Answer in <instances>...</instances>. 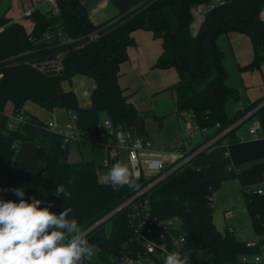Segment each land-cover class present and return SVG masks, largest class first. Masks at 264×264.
I'll return each mask as SVG.
<instances>
[{
    "label": "trees",
    "instance_id": "1",
    "mask_svg": "<svg viewBox=\"0 0 264 264\" xmlns=\"http://www.w3.org/2000/svg\"><path fill=\"white\" fill-rule=\"evenodd\" d=\"M57 3V15L39 9L27 15L33 22L31 31L7 16L9 8L0 11V166L6 167L11 187L23 188L26 194L34 188V197L44 201L41 207H50L56 214L71 208L70 217L76 218L86 232L158 176L142 175L139 189L124 187L114 191L100 182L98 167L93 162L69 161L68 145L63 134L57 132H50L41 142L47 151L43 174L16 171L12 163L17 147L13 145L27 137L20 128L8 129L7 104L13 105L14 112L24 110L27 103L47 111L65 109L80 136L95 142L101 138L100 125L105 117L116 130L131 131L145 115L130 101L119 79L121 65L129 59L128 50L136 45L132 34L143 30L162 41L163 52L155 68L177 72L178 80L169 88L174 95L176 113L188 114L194 125L208 129L210 134L205 140L208 141L242 115L234 119L226 115V104L237 100L239 94L226 83L224 52L218 47L217 39L230 33L247 35L254 57L244 69H260L264 62L261 17L264 0H139L101 25L93 24L81 0H57ZM201 7L211 8L194 34V11ZM58 64L62 69L56 72ZM78 75L95 82L89 108L80 106L75 92L63 88L64 83H71ZM29 121L42 126L35 117ZM217 124L220 128H216ZM234 137L232 130L223 140L232 142ZM203 154L199 153L183 167ZM114 163L116 159L107 167ZM181 169L149 189L152 214L158 219L175 218L181 223L182 232L189 238L188 264H248L242 258L258 254L260 245H264V186L263 194H257V188L243 190L244 204L258 236L256 245L249 248L238 240L231 227L220 232L214 224L213 197L221 182L207 181L203 168L178 177ZM60 184L71 192V199L54 194ZM108 223L109 235L106 234ZM86 239L98 249L102 262L110 264L135 242L128 211L116 212L92 229ZM200 248L205 249V258Z\"/></svg>",
    "mask_w": 264,
    "mask_h": 264
},
{
    "label": "crops",
    "instance_id": "2",
    "mask_svg": "<svg viewBox=\"0 0 264 264\" xmlns=\"http://www.w3.org/2000/svg\"><path fill=\"white\" fill-rule=\"evenodd\" d=\"M8 1H1L0 11L6 8L10 10ZM138 1L81 0L95 25L108 22ZM42 2L30 0V5L22 2L24 8L22 13L16 18L9 13L7 16L24 26V22H28L30 26L25 28L31 31L33 22L27 18V15L34 9L41 10ZM210 8L201 7L194 11L195 22L192 26L194 34ZM132 35L136 45L129 48V59L121 65L122 75L119 83L138 111L145 115L143 119L135 123L131 132L152 143L153 150L140 155L144 166L143 175L150 178L154 176V173L149 171L146 165L151 159L162 160L166 167L172 165L176 167L180 165L184 155L189 154L196 147H202L207 136L198 129H192L194 122L188 114L176 113L174 95L170 90L171 98L167 107L162 108L159 105L158 95L164 88H170L178 80L174 69L155 68L163 52L162 41L155 39L148 31L137 30ZM217 45L224 52L226 83L229 87L236 89L239 94L237 100H229L226 104V115L228 119H234L238 114L242 115L234 123L237 125L232 142L226 139L229 141L227 145H224L226 140L216 143L208 153L186 167L183 165L182 169L188 168L187 171H189L203 168L206 170L207 181L221 182L213 197V221L218 231L225 232L228 227H231L239 241L256 242L258 236L252 227L251 218L244 204L243 190L264 186V62L260 69H244L254 57L251 39L245 34L222 35L217 39ZM95 87L94 80L83 75H78L71 83L63 85L65 91L75 92L83 108L91 106V95ZM7 106L14 112L11 103ZM24 112L29 119L35 117L39 120L42 126L29 121L20 127L21 134L27 139L18 144L12 165L16 171L35 176L41 175L45 171L47 155L46 147L41 142L47 139L50 132L69 133L74 129L73 118L65 109L56 108L47 111L33 103H27ZM105 119L106 117L103 121ZM152 121L159 123V130L154 129ZM49 123H53V129L47 127ZM255 123L258 126L256 133L251 134V128ZM107 134L105 136L101 134V138L96 142L80 137L67 143L69 161L71 163L93 162L98 167L99 180L109 169L106 164L111 160L110 148L116 144L115 137L110 133ZM120 154L128 159L127 150L119 148L116 162H119ZM12 188L9 185L6 167L0 166V196L6 200L19 202L18 197L11 191H7ZM35 191L34 188L31 189L25 195V199L31 202L30 198L34 196Z\"/></svg>",
    "mask_w": 264,
    "mask_h": 264
},
{
    "label": "clouds",
    "instance_id": "3",
    "mask_svg": "<svg viewBox=\"0 0 264 264\" xmlns=\"http://www.w3.org/2000/svg\"><path fill=\"white\" fill-rule=\"evenodd\" d=\"M136 146H140L138 141ZM161 167L159 159H151L147 165L151 172ZM139 179V170L131 162H116L100 177V182L119 191L124 187L139 189ZM7 191L19 202L0 198V264H84L91 258L94 246L86 239L77 219L70 217L71 208L56 214L50 207H41V199H25L23 188ZM54 194L65 200L72 196L63 184L57 185ZM255 259L260 264L261 257ZM163 264H188V258L170 252Z\"/></svg>",
    "mask_w": 264,
    "mask_h": 264
},
{
    "label": "built area",
    "instance_id": "4",
    "mask_svg": "<svg viewBox=\"0 0 264 264\" xmlns=\"http://www.w3.org/2000/svg\"><path fill=\"white\" fill-rule=\"evenodd\" d=\"M1 1L2 0H0V6ZM50 5L51 8L49 12L52 15H57L59 13L57 0H51ZM261 17L264 20V11L262 12ZM55 68L56 72H59L61 71L62 66L58 64ZM28 122L29 118L27 114L24 110H21L19 112H13L12 115L8 117L7 127L9 130L13 131L19 129L22 125ZM102 125L105 132L112 134L116 140V144L110 148V159L113 160L117 157L119 148L126 149L129 162H131L134 168L139 170L141 177L143 175L144 166L141 162L140 155L143 152L152 151V143L146 141L141 136L134 135L131 131L116 130L108 118L102 122ZM236 125L237 124H233L228 129L214 135L211 139L205 141L204 145L196 151L193 150L189 154L184 155L182 162L176 167H166V164L160 160L162 161V167L158 171L153 172L154 176H158V178L152 184L122 203L116 210H114L115 213L124 209L128 211V223L133 230L135 242L134 244H130L124 253L116 258H113L110 264H163L164 258L170 252H177L182 257L188 256L190 251L189 238L182 232L181 223L175 218L162 220L154 216L151 212L147 193L154 184L171 175L172 172L194 159L199 153H208L212 146L223 140L228 132L232 130L235 131ZM47 127L49 129H53L54 125L53 123H49L47 124ZM257 127L258 126L255 123L251 128V134L256 133ZM216 128H220V124H217ZM192 129L200 130L207 137L210 134L208 129H200L196 125H194ZM63 137L64 142L68 143L70 140L78 139L81 136L74 128L69 133L63 134ZM137 141L139 142V147L136 146ZM221 142H224V140ZM227 144H229V141L226 140L224 145ZM17 146V143L13 145L14 148ZM111 160L106 164V166L111 163ZM256 193L263 194V188H257ZM255 245L256 242L246 243V246L249 248H252ZM256 256H260V264H264V245H260V252L258 254L251 257L244 256L242 258V262L256 264ZM84 264L92 263L85 260ZM103 264L108 263L103 262Z\"/></svg>",
    "mask_w": 264,
    "mask_h": 264
},
{
    "label": "rangeland",
    "instance_id": "5",
    "mask_svg": "<svg viewBox=\"0 0 264 264\" xmlns=\"http://www.w3.org/2000/svg\"><path fill=\"white\" fill-rule=\"evenodd\" d=\"M41 1H43L42 4H41V10L44 11V12H46V13L49 12L50 11V8H51V5H50L51 0H41ZM22 2L27 3L28 5H30V3H29L30 0H9L7 2V4H9L11 6L10 10L8 11V13H9L10 16L16 18V16H18L20 13L23 12L24 8L22 7ZM28 5L26 7H28ZM24 23H25V26L27 28H29L30 24L28 22H24ZM157 98L160 100L159 105L162 108L167 107V105L170 102V98H171L170 92H169V88H167V87L164 88L163 92H161L158 95ZM12 113H13L12 110L9 109L8 106H7L5 108V114H6V116L9 117V116L12 115ZM152 122H153L152 124H154V129L159 130V123H157V122L155 123L154 121H152ZM100 134H102L103 136H105L107 134L105 132L104 128H103L102 123L100 125ZM119 162L129 163V160L120 154L119 155ZM187 170H188V168L181 169L178 172V174H177L178 177H183V175L186 173ZM110 228H111V225L108 223L106 225V234L107 235H109V233H110ZM199 252H200L201 256L203 258H205V249L200 248L199 249ZM86 260L89 261V262H91L92 264H103L102 260L98 256V249L95 246H94V251H93V254H92L91 258L90 259H86Z\"/></svg>",
    "mask_w": 264,
    "mask_h": 264
},
{
    "label": "water",
    "instance_id": "6",
    "mask_svg": "<svg viewBox=\"0 0 264 264\" xmlns=\"http://www.w3.org/2000/svg\"><path fill=\"white\" fill-rule=\"evenodd\" d=\"M115 212L113 211L111 214H109L108 216H106V218L102 219L100 222H98L96 225H94L92 228L88 229L85 234L87 235L92 229H94L96 226H98L99 224L103 223L105 220H107L110 216H112Z\"/></svg>",
    "mask_w": 264,
    "mask_h": 264
}]
</instances>
